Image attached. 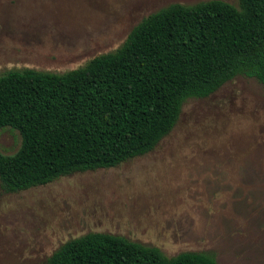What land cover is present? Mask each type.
Wrapping results in <instances>:
<instances>
[{
	"label": "rangeland",
	"instance_id": "obj_1",
	"mask_svg": "<svg viewBox=\"0 0 264 264\" xmlns=\"http://www.w3.org/2000/svg\"><path fill=\"white\" fill-rule=\"evenodd\" d=\"M206 1L0 0V76L81 68L118 49L150 14ZM21 146L18 131L0 132V153ZM90 233L167 257L264 264V85L237 76L206 99H189L154 151L116 168L15 193L0 182V264H48L62 245Z\"/></svg>",
	"mask_w": 264,
	"mask_h": 264
},
{
	"label": "trees",
	"instance_id": "obj_2",
	"mask_svg": "<svg viewBox=\"0 0 264 264\" xmlns=\"http://www.w3.org/2000/svg\"><path fill=\"white\" fill-rule=\"evenodd\" d=\"M237 76L264 85V0L172 4L81 68L9 71L0 76V132L18 131L22 146L0 153L2 189L26 191L145 156L172 133L189 99H206ZM48 264L218 263L90 233L62 245Z\"/></svg>",
	"mask_w": 264,
	"mask_h": 264
}]
</instances>
